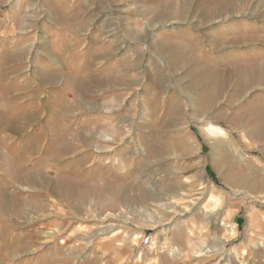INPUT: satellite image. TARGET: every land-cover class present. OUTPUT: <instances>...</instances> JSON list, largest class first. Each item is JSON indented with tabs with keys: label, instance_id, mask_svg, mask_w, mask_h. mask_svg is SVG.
Instances as JSON below:
<instances>
[{
	"label": "rangeland",
	"instance_id": "rangeland-1",
	"mask_svg": "<svg viewBox=\"0 0 264 264\" xmlns=\"http://www.w3.org/2000/svg\"><path fill=\"white\" fill-rule=\"evenodd\" d=\"M237 4L0 0L2 55L24 61L2 111L40 110L29 142L2 148L29 151L23 169L40 172L16 186L0 167L2 200H30L0 225L3 246L30 245L7 264H264V140L251 135L259 116L244 117L264 107V87L236 97L233 75L264 69V0ZM212 73L228 85L204 110L198 87ZM87 90L88 105L74 106ZM61 142L71 143L63 155Z\"/></svg>",
	"mask_w": 264,
	"mask_h": 264
},
{
	"label": "crops",
	"instance_id": "crops-1",
	"mask_svg": "<svg viewBox=\"0 0 264 264\" xmlns=\"http://www.w3.org/2000/svg\"><path fill=\"white\" fill-rule=\"evenodd\" d=\"M2 33H5L4 35H6V28H4ZM3 44L0 43V167L6 173L8 172V170H10V172H11L10 179H11V183L13 185L17 186L18 182L21 184L26 183L27 185L28 184L33 185L34 183L27 182V179H28V177L32 178L34 174H38L39 171L38 172H32L31 171L32 169H31V170L25 172V170L22 167L23 161L26 159V156H28L31 153H29V151H28L26 154H24L25 155L24 156L22 153H18V152H15V153L14 152L8 153L7 151L3 152V149H2L6 146H13V145L15 147L19 146L20 148H22L25 144H27L29 142L31 132L27 131L26 127L29 126V121H32L31 126H29V128L30 127L32 128V125H34V123H39V117H40V110L37 107H33L31 112H25V113H20L17 115H10V116H7L8 114L4 113L2 111V108H4V107H5V111H7V109H8L7 106L13 105L15 103L13 99H9L8 90H11V91L15 90L19 86V83L17 82L18 81L17 78H16L17 81H15V80H9V77L11 76L10 75L11 73L14 75L15 74H18V75L22 74L21 67H23V63H24L22 58L14 61L16 55L18 54L17 51H14V52L10 53L11 60L9 59V61L13 62V63L9 64V62H7L6 56L3 57L4 55H2V53H3L2 45ZM37 75H40V74H37ZM41 75H43V74H41ZM48 75L49 76H57L58 78L56 79V81L54 83H52L51 80L41 81V79L38 76H35V77L32 76L31 81H32V79H37L39 81V83H42V84L45 81H50L52 83V85L57 84L59 76L54 75V74H52V75L48 74ZM37 80H34V81H37ZM9 81L14 82V84L13 83L9 84ZM63 85H66V83H63ZM35 87H36V89H34L33 92L35 91L37 97H35L34 102L32 104H35V102H36L37 105L40 106L42 104V102L39 99L40 84H38ZM43 103L46 104V102H43ZM7 132L15 135L16 138L13 139V138L7 137L6 136ZM35 134H36V137L34 139H32L33 144L32 143L28 144V145L31 144L29 146V148L31 146H35L34 149H33V147L30 148L31 150H33V152L37 151V143L39 140V133L37 131H35ZM25 140H26V142L24 143ZM59 145H60L59 150L61 151L62 147L65 145V142H61V143H59ZM16 150H18V148ZM65 152L66 151L59 152L58 154L63 155V154H65ZM54 154L55 153H53V155ZM5 172H3V173H5ZM4 176L6 177V175H4ZM4 176L0 175V225L7 223V210L8 209L14 210L15 214H16V212H18V210L20 213V209L22 211L23 208L25 206H27L23 202H25V201L30 202V200H24V199H22V201H18L17 199H14V201L12 200L10 202H8L7 199L2 200V196L6 195V192H7V184H5L4 187L1 184V182H3V180L7 183L8 178L6 177V179H5ZM16 176H17V178H16ZM31 201H33V200H31ZM35 201H37V200H35ZM35 201H33V202H35ZM28 204H30V203H28ZM36 205H38V204H36ZM36 205H34V207H36ZM22 212L20 214H22ZM37 237H38V235H37ZM3 240L7 241L6 236H2V234L0 232V242ZM29 247H30V245L23 239L22 236L20 238H18L15 243H12L10 245V247H8V248H7V245L3 246V244L0 243V264H7V262L9 260H13L18 255L25 253L24 251H27V249H29ZM45 253H47V252H45ZM49 257H50V254L47 253V259H49ZM41 258L43 259L44 257L41 256ZM46 263L47 264H54L53 261H47L44 264H46ZM41 264H43V261H41Z\"/></svg>",
	"mask_w": 264,
	"mask_h": 264
},
{
	"label": "bare ground",
	"instance_id": "bare-ground-1",
	"mask_svg": "<svg viewBox=\"0 0 264 264\" xmlns=\"http://www.w3.org/2000/svg\"><path fill=\"white\" fill-rule=\"evenodd\" d=\"M190 0H183V4H184V8L187 6L188 2ZM219 1V0H218ZM238 1L240 0H221V2L223 3V9L227 10V11H231L232 9H236L237 6L239 4ZM161 3V2H160ZM155 4V3H154ZM152 5V4H151ZM159 5V4H158ZM181 6V5H180ZM191 6V4L189 5ZM221 6V5H220ZM192 7V6H191ZM166 8V7H165ZM148 9V8H147ZM158 9V8H157ZM161 9V8H160ZM168 9V8H167ZM159 10V9H158ZM162 10V9H161ZM180 10V9H179ZM151 11V10H150ZM165 11V10H163ZM170 11V10H169ZM156 12V11H155ZM218 12V11H217ZM150 13V12H149ZM153 13V12H152ZM167 13V12H165ZM162 12V14H165ZM177 14V13H176ZM218 14V13H217ZM215 13L211 14V16L216 17ZM166 15V14H165ZM173 15V13H172ZM219 15V14H218ZM209 18V16H207ZM166 18V17H165ZM236 33V32H235ZM163 40V39H162ZM165 42V41H164ZM221 43V44H226L224 39H221L217 41V44ZM172 44V43H171ZM236 44V42H235ZM196 46V45H195ZM173 48V47H172ZM175 48V47H174ZM260 67V66H258ZM234 77L237 79L238 81V85H241L237 92L235 93V96H239L242 94V92L244 91H248L249 89H252L251 86H258V87H264V69H260L257 68L256 66H247V67H242L240 70L235 71V73L233 74ZM204 77V76H203ZM241 81V84H239ZM109 82V81H107ZM112 83V82H109ZM227 79L224 78V76H221L220 74L217 73H212L210 74V76H208L207 78H203V80L200 82L199 84V91L201 92L203 99L201 101L202 106L204 107V110H206L208 108V106L212 105L213 103L216 102L217 98H219L223 91L227 88ZM105 84L104 82L96 85L95 88L98 87H104ZM111 86V84L109 85ZM104 89V88H103ZM90 90H87L85 95L84 94H79L78 97H75L73 100V105L75 106H80V107H86L88 105V103L86 102V95L89 93ZM88 92V93H87ZM89 105H91L89 103ZM169 105V104H168ZM263 106V103L261 104ZM260 106V105H259ZM100 107V106H99ZM98 107V108H99ZM101 108V107H100ZM102 109V108H101ZM175 111H179V110H175ZM250 113V114H249ZM249 113H245L246 115L244 117H246L247 115H258L259 116V123L258 125H254L255 127L252 128L251 130V135L264 140V107H257V110H250ZM170 121L174 122L175 120H171ZM254 122V121H253ZM114 130V129H113ZM101 135V134H100ZM114 135V134H113ZM120 136V135H119ZM113 138V137H112ZM86 138H84L85 140ZM110 140V138H109ZM83 141V140H82ZM64 144V143H63ZM62 144V145H63ZM68 144V145H67ZM66 145V146H65ZM65 145L62 147L60 152H64L66 150H69V148L71 147V143L69 142H65ZM60 148H58L59 151ZM154 151V149H153ZM152 154V153H151ZM40 173V172H39ZM34 174L32 178L27 179V182H31V183H35L37 181L40 180V174ZM17 178V176H16ZM26 179V178H25ZM240 181V180H239ZM242 181V180H241ZM237 182V181H236ZM237 184H241L242 186L247 185L246 182L242 181L240 183ZM69 187L73 192V194H77L78 196H80V198L82 200L87 199L88 194L90 192H88V190L83 186H78L77 184H70L68 183ZM128 186V185H127ZM252 187V186H251ZM115 192V191H114ZM118 192V191H117ZM127 192V191H126ZM123 193V192H122ZM128 194H126L127 196ZM120 198V197H119ZM126 200V199H125ZM25 212V210L23 211ZM26 213V212H25ZM27 214V213H26ZM72 239V238H71ZM72 252V251H71Z\"/></svg>",
	"mask_w": 264,
	"mask_h": 264
}]
</instances>
